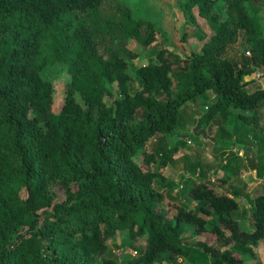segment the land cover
Returning a JSON list of instances; mask_svg holds the SVG:
<instances>
[{"label":"trees","instance_id":"obj_1","mask_svg":"<svg viewBox=\"0 0 264 264\" xmlns=\"http://www.w3.org/2000/svg\"><path fill=\"white\" fill-rule=\"evenodd\" d=\"M215 1L180 5L189 17L195 6L216 23L199 52L180 57L159 49L154 60L133 66L131 76L128 62L136 55L127 41L147 46L155 29L117 0H0V264H177L178 258L245 264L255 258L264 240V184L251 199V229L233 217L234 194L206 181L184 185L177 195L173 186L162 192L153 186L163 180L158 168L177 151L164 137L180 124L185 106L212 95L195 127L230 116L260 124L264 86L249 88L254 78L246 77L264 75L256 16L264 0H222L221 21L212 11ZM237 38L246 48L233 61L225 51ZM50 62L64 63L69 73L57 113L52 83L41 74ZM150 138L156 145L146 149ZM261 143L263 137L256 150ZM249 166L261 179L264 164L250 160ZM188 227L211 242L183 243ZM119 230L131 240L144 236V246L131 243L134 254L120 249L106 256V241Z\"/></svg>","mask_w":264,"mask_h":264},{"label":"rangeland","instance_id":"obj_2","mask_svg":"<svg viewBox=\"0 0 264 264\" xmlns=\"http://www.w3.org/2000/svg\"><path fill=\"white\" fill-rule=\"evenodd\" d=\"M185 0H117L119 4L130 9L133 19H146L154 24V40L147 46L141 45L133 38L127 41V47L136 57L129 63L127 72L133 76V66H139L155 59L156 51L167 49L178 54L180 57L199 52L202 44L215 31L216 23L207 18L201 17L197 13V7L191 6L189 17L180 6ZM262 4V3H259ZM256 9V16L260 20L262 36L264 37V8L259 5ZM212 11L217 14L219 20L225 19V8L222 0L214 2ZM246 48L243 41L237 38L236 42L229 45L225 55L233 61L240 59L241 51ZM244 54L247 55L244 51ZM261 72L254 73L250 77L254 78L253 83L248 87L254 88L264 86V75ZM42 77L52 83L51 111L57 113L64 97V90L69 73L64 63L54 62L46 64L41 70ZM261 74V75H260ZM134 85L131 86L133 88ZM114 89V85H111ZM212 95L206 98H199L197 105H187L181 112L179 125L171 132V135L164 137L167 145H175L177 152L172 155L171 161L167 166L158 168L163 180L155 179L153 186L157 191H165L173 186L172 193H180L184 185L201 180L208 182L217 191L233 194L238 210L234 211L233 217L243 229H251L250 207L252 196L262 191L264 172L261 179L257 178L255 169L249 168L250 160L264 164V143H261L260 150H256L255 142L264 138V102L257 109L259 115V125L244 124L241 120L230 116L228 120L220 122L213 119L209 122L197 123L198 117L205 112V106L210 104ZM77 102L80 99L75 95ZM112 98L105 97V102L110 104ZM238 113L237 109H233ZM252 115L253 112H245ZM157 138H150L146 141V149L156 145ZM250 141L253 143L249 145ZM248 142V144H246ZM245 148H248L245 150ZM262 155L258 157L257 155ZM159 166V165H158ZM224 179V180H221ZM176 185V186H175ZM177 195V194H176ZM57 198L60 195L56 196ZM189 203L186 194L179 196ZM166 204V199L160 206ZM170 206L172 204H169ZM172 208V206H171ZM169 208L168 216L172 215L173 210ZM191 228L181 234L183 243L192 245L196 240H207L201 235L191 234ZM144 236H138L131 240L126 230L116 231L112 238L106 241V256L119 255L118 251L123 249L125 252L133 253L129 249V244L135 247H143ZM122 250V251H123ZM255 258L247 259L246 264H264V240L258 241L255 246ZM155 264H167L166 262ZM177 264H188L184 259L178 258Z\"/></svg>","mask_w":264,"mask_h":264},{"label":"crops","instance_id":"obj_3","mask_svg":"<svg viewBox=\"0 0 264 264\" xmlns=\"http://www.w3.org/2000/svg\"><path fill=\"white\" fill-rule=\"evenodd\" d=\"M177 152V151H176ZM252 169V168H251ZM253 170V169H252ZM234 194V193H233ZM248 260L245 261V264L247 263Z\"/></svg>","mask_w":264,"mask_h":264},{"label":"built area","instance_id":"obj_4","mask_svg":"<svg viewBox=\"0 0 264 264\" xmlns=\"http://www.w3.org/2000/svg\"><path fill=\"white\" fill-rule=\"evenodd\" d=\"M245 53L248 54V51H245ZM263 183H264V181H263Z\"/></svg>","mask_w":264,"mask_h":264}]
</instances>
